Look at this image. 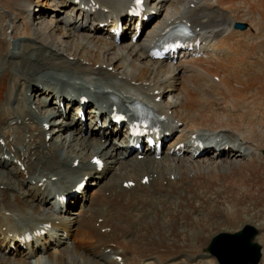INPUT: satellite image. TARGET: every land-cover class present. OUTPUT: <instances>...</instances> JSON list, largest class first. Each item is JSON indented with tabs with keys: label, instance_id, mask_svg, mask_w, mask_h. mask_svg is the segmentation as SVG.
Instances as JSON below:
<instances>
[{
	"label": "bare ground",
	"instance_id": "obj_1",
	"mask_svg": "<svg viewBox=\"0 0 264 264\" xmlns=\"http://www.w3.org/2000/svg\"><path fill=\"white\" fill-rule=\"evenodd\" d=\"M52 1L53 6L62 7L73 0ZM81 1L87 4L86 0ZM94 1L100 11L107 10V14L103 15L104 22H107L112 20L113 14H120L127 8L131 0ZM260 1L264 6V0ZM49 2L0 0V139L5 141L4 145H0V246L6 243L5 237H2L3 226L11 225L15 228L30 219L22 227L28 223L32 226L49 223L55 230H63L71 237V249H59V256L47 254L52 264H115L111 261L112 255H119L120 249L125 250V264H195L196 255L179 251L182 255L169 256L162 252L160 248L165 245L160 240L150 249L139 243L151 236L160 237L165 243L176 242L179 246H188L194 250L196 248L193 243H205L208 238L206 232L213 230L218 219H212L202 210L185 212L189 203L207 198L198 193L183 197L187 182L195 185L196 188L192 190L216 199L225 194L226 190L231 191L232 186L228 185V188L221 184L224 179L234 177L239 186L242 179L239 176H243L249 185H255V189L258 192L261 190L264 196V114H256L257 111L251 113L257 106L264 107V97H258V90L248 100L244 93L248 88L236 90L231 84L246 86L253 83L256 87L259 84L262 87L264 72L261 73V67L253 66L252 63L253 59L261 56L259 47L252 48L251 53L243 50L245 45L241 44L239 50L235 47L233 39L243 36L248 30L244 32L232 28L233 23L243 21L228 14L230 8L225 7L228 0H146V5H150L152 10L169 3L165 16L157 19L159 30L179 19L192 24L201 32L208 30V38L211 37L207 61L184 62L174 66L151 62L146 58L143 44L148 38L135 46L124 41L117 47L105 36L96 37L81 31L79 27L85 25L87 13L77 6L73 8L77 11L75 18L50 20L46 23L42 5L49 10ZM190 3L193 9L186 6ZM252 4L249 6L253 7ZM34 8L38 9L40 17L43 16L37 25L33 21ZM7 14L14 16L13 20L23 23L21 31L12 42L3 37V21ZM154 36L155 32L150 39ZM230 47L234 49L235 56L247 62V67L242 70L244 77L235 72L233 66L237 61L232 59L231 65L227 64ZM107 67H111V72L107 71ZM220 73L222 76L219 83H215L214 77H219ZM100 79L105 80V84H101ZM200 83L209 88L198 86ZM57 86L62 99H65L67 93L71 97L80 94L98 96L106 89L111 91L106 94L118 95L124 104L142 98L153 103L168 116L175 128L181 130L174 137L171 147L179 142L188 143L191 133L200 132L205 138L218 139V146L237 147L238 150L245 148L251 158L242 159L239 163L235 160L226 161V165L215 159L204 160L201 164L199 161L187 158L179 160L169 155L159 165L149 156L143 160H138L134 155L124 159L119 148L122 144L115 145L116 140L110 141L106 136L105 144H102L94 127L83 135L77 128L74 116L54 112L55 117L65 115L68 123L64 129L59 127L60 119H49L52 110L41 99L52 96ZM157 97L159 102H156ZM34 100L37 105L32 109ZM228 107L232 108V112L226 111ZM13 122L16 124L12 125ZM48 123L51 127L45 131L43 125ZM70 128L75 129V132ZM48 132L51 133V139L46 142ZM11 135L13 140L9 141ZM109 141L110 144H107ZM94 156L104 161L100 173H96L89 162ZM4 157H9L11 161H23L26 173L13 166L8 169L2 165ZM75 160H79V164L73 168ZM84 176L97 181L96 190L87 199L86 208L76 216L65 219L51 214L50 207H47L50 201L48 190L37 187V184L44 179L51 181L59 190L63 188L69 191L77 178L81 180ZM171 176L174 177L173 181ZM144 177H148V185L141 184ZM128 181L135 183L134 188H123V183ZM88 189L95 187L90 186ZM260 193L258 196L249 194L248 197L258 199ZM179 205L184 210L180 215ZM15 218L18 220H13ZM159 219L168 224L162 233L155 226ZM55 220H60L58 226ZM174 221L176 229L172 231L169 226ZM75 224L77 226L73 228ZM103 228L110 232L106 230L107 234H101ZM60 240L63 239L60 237ZM42 243V248L49 249L51 243L59 244V241L42 239ZM106 249H110L109 254L104 253ZM130 252L131 260L125 256ZM4 255H0V264H3ZM21 264L30 262L25 260Z\"/></svg>",
	"mask_w": 264,
	"mask_h": 264
},
{
	"label": "rangeland",
	"instance_id": "obj_2",
	"mask_svg": "<svg viewBox=\"0 0 264 264\" xmlns=\"http://www.w3.org/2000/svg\"><path fill=\"white\" fill-rule=\"evenodd\" d=\"M49 1V0H48ZM246 3H245V2ZM260 1V0H259ZM259 1L258 0H231V2H230V0H228V2H227V4L225 5V7H227L226 9H229V11H228V14L229 15H231L232 14V17L233 18H235V19H238V20H242V21H244L245 20V24H247V26L249 27V29H248V31L247 32H245V34L243 35V36H240V37H238V38H234L233 39V41H235L236 43H235V47L239 50V46L242 44V45H245V49H243L245 52H250L251 53V51H253L252 50V48L253 49H255V48H258L259 47V51L261 52L260 54H261V56L260 57H258V58H256V60H253L252 61V63L254 62V64H253V66L255 65V66H257L258 67V65L261 67L260 69V72L261 73H263L264 72V6H263V4H262V1H260V3H259ZM236 2V3H235ZM237 2L239 3V4H237ZM241 2H243L244 3V6H243V4L241 3ZM249 2V3H248ZM251 2V3H250ZM51 3H53V1L51 2V0H50V2H49V4H51ZM56 3V2H55ZM229 3V4H228ZM231 3V4H230ZM253 3V4H252ZM258 3V4H257ZM242 4V5H241ZM249 4H252L253 5V7H251V5L249 6ZM262 4V5H261ZM228 5V6H227ZM233 5V6H232ZM247 5V6H246ZM234 6H235V9H234ZM244 7V10L242 9L243 7ZM256 6V7H255ZM49 7V6H48ZM224 7V8H225ZM241 8V9H238V8ZM221 8V7H220ZM256 8V9H255ZM262 10H261V9ZM50 9V8H49ZM163 9L164 10H166L167 8H166V5H165V7H163ZM232 9V10H231ZM232 11V12H231ZM257 11V12H256ZM250 12H251V15H250ZM249 13V14H248ZM11 15L10 14H7V18H6V20H4L3 21V24H4V26H5V30L9 27V25L7 26L5 23H7L8 24V22L9 21H11V23L13 22V23H15V22H17V21H20V20H13L14 19V16H11V18L9 19L8 17H10ZM62 17L64 18V17H67L66 15H62ZM163 17V16H162ZM75 18V17H74ZM49 19H51V17L49 18ZM60 18H58V19H56V21H58ZM48 20V19H47ZM69 20H71V19H69ZM248 20V21H247ZM35 21V20H34ZM249 21H251V22H253V23H250ZM48 21H46V23H47ZM21 23H22V21H21ZM21 23L20 22H18L17 24H16V33H19L18 31H21V28H22V26H21ZM45 23V22H44ZM38 24V23H37ZM60 25H61V23H59ZM22 25H23V23H22ZM44 25V24H43ZM257 25V27H255ZM44 27V26H43ZM42 27V28H43ZM11 30L10 29H8V30H6V38H5V36H3L6 40H10V37H11ZM16 33H15V35H16ZM4 34H5V31H4ZM247 34V35H246ZM14 35V34H13ZM249 36V37H248ZM257 37V38H256ZM239 38H242V40H239L238 41V39ZM250 38H251V40L252 41H249L250 40ZM255 39V40H254ZM254 40V41H253ZM256 42V43H255ZM247 46V47H246ZM241 47V46H240ZM263 53V54H262ZM64 56V55H63ZM258 59V60H257ZM260 59H261V61H260ZM259 61V62H258ZM257 67H255V68H257ZM263 70V71H262ZM247 73H249V71H247ZM231 84H233V86H234V88L236 89V90H239V89H241L242 87H241V85H239V84H235V83H231ZM200 85V87H203V84L202 83H200V84H198V86ZM251 85H253V84H251ZM255 87H256V85L254 86H250L248 89V91L246 90L244 93H245V97L249 100V99H251V97L252 96H254V94H256V89H255ZM258 89L260 90V92H259V98L261 97L262 98V96L260 95V93L262 92V95L264 96V83H263V85H262V87L260 86V84H259V87H258ZM258 92V91H257ZM257 99V98H256ZM35 101V100H34ZM166 103V105H167V102H165ZM56 119H59V115H56ZM66 128V127H65ZM70 130H71V128H70ZM73 133L75 132V129H73V130H71ZM105 144V143H104ZM242 173V172H241ZM244 174H245V172H244ZM167 177V179L166 180H168L169 178H168V176H166ZM228 179H224V181H229V183H228V185L231 187V191H225V194H226V196L227 195H233L234 193H237V192H240V195L241 196H244V197H248L249 196V194H250V196H258V194L260 193V191L258 192L257 190L258 189H255V185H249L248 184V182L246 181V177L245 178H243V176L242 177H240L239 176V179L240 178H242V179H240V181H241V185H237V183H236V180L234 179V177H227ZM230 178H231V180H230ZM231 184V185H230ZM227 185V184H226ZM234 185V186H233ZM238 188H237V187ZM196 188V187H195ZM237 188V191L235 190L234 191V189H236ZM258 192V193H257ZM198 194H199V196H206L207 198H208V196L207 195H205V194H203V193H201V192H197ZM224 194V195H225ZM260 198H258V199H256V198H251V197H249V200H251L252 202H254L255 203V205H260V206H262L263 207V209H264V196H262V194L260 193ZM238 200V199H237ZM186 204V203H185ZM103 212H105V210L103 211ZM249 212L250 213H253L254 211L253 210H249V207H240V208H237L236 209V211H234V213H236L235 214V216H234V214L231 212V213H229L228 214V216H225V222L224 223H228V222H230V223H228V224H226L225 225V228H222L221 229V231L223 232V231H227V232H234V231H236L237 229H239L240 227H242L244 224H246L247 223V219H248V217H247V215H250L249 214ZM263 211H260V212H258V218L261 220V222L259 223V224H257V225H255V227L257 228V229H259V228H261V230H259V237H258V242L263 246V248H264V216H263ZM236 216H238L236 219H235V217ZM234 220V221H233ZM251 223H255V220L253 219L252 221H251ZM215 225H214V227H213V230H211V231H207L206 233H208L207 235H206V237H208V238H206V240H205V243H193L192 245H194L195 246V250L194 249H191V248H189L188 246H179V247H181V248H179V251H180V253H183V254H186V253H190V254H192V255H196V259H195V261H194V263L195 264H200L201 262H199L198 261V259H197V257H199V255L201 254V252H202V250H204L205 249V247L207 246V244H208V242H209V240H210V238L213 236V235H215L217 232H218V230H216V228H218V226H220L222 223H221V221H220V219H218L217 220V222H215L214 223ZM173 243H175V244H178V243H176V242H173ZM191 244V243H190ZM168 252V251H167ZM175 251H173V253H174ZM178 252V251H177ZM4 254V253H3ZM2 254V255H3ZM49 254H51V253H49ZM53 255V254H52ZM55 255V254H54ZM5 256V255H4ZM59 256V255H58ZM18 259H20V257H18V256H9V257H6V260H5V262H6V264H18ZM42 259L40 258V257H37V258H35L34 259V261L32 262L33 264H39V262L41 261ZM70 261V260H69ZM69 261H68V263H69ZM214 260L213 259H211L210 260V263H207V264H216V262H214ZM3 264H4V261H3ZM260 264H264V250H263V258H262V261H261V263Z\"/></svg>",
	"mask_w": 264,
	"mask_h": 264
},
{
	"label": "water",
	"instance_id": "obj_3",
	"mask_svg": "<svg viewBox=\"0 0 264 264\" xmlns=\"http://www.w3.org/2000/svg\"><path fill=\"white\" fill-rule=\"evenodd\" d=\"M255 234L252 228L247 227L236 235L220 237V242H216L211 252L217 255L222 264H255L259 252V247L251 244Z\"/></svg>",
	"mask_w": 264,
	"mask_h": 264
}]
</instances>
